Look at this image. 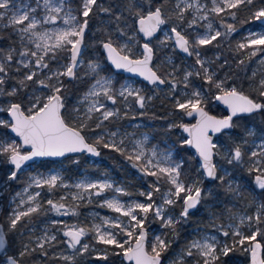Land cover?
<instances>
[{
  "label": "snow or ice",
  "instance_id": "snow-or-ice-1",
  "mask_svg": "<svg viewBox=\"0 0 264 264\" xmlns=\"http://www.w3.org/2000/svg\"><path fill=\"white\" fill-rule=\"evenodd\" d=\"M183 3V6H181ZM253 0H212L211 12L217 15L223 13L236 17L235 9L244 4H252ZM166 0L159 5L145 6L143 0H128L124 6V11L113 12L111 6L105 7L99 0H81L78 14L71 7L67 6L66 0H36L35 7L30 4L17 6L13 0H0V23L4 27H11L16 34L21 45L17 52L15 47L7 51L0 49V95L7 97L21 96L18 101L10 102L6 111L11 116V122L0 119V126L3 129H10L20 138L22 143H17L15 139L10 141L0 138V157L6 158V162L12 166V170L6 174V179L0 182V189H7L9 182L16 179L28 162L38 157H63L68 153H90L99 156L98 148L103 147L117 152L130 162L133 168L139 170L144 177H154L155 181L148 185V191H141L140 196L146 198V202L133 201L123 203L117 196L105 199L101 207L111 209L118 213L115 219L110 217L101 218L100 224H93L91 227L73 225L68 226L63 235L67 237V246L84 253L89 250L88 244H82V238L89 233L100 244L114 246L118 249L114 255H122L124 260L130 264H162V254L171 247V240L167 239V234L157 235L151 243L150 251L146 248L147 232L145 221L151 213L159 220L163 228L169 229L172 236L177 235V225L187 221L190 213L207 197L213 196V191L205 190L203 179H198L192 183H186L181 178L184 161L173 159L172 149H159L157 145L149 147L150 138L147 134L121 132L109 130L105 122H113L129 117V110L132 105L131 98L139 109L144 110L147 103L153 97L145 96L142 89L132 84H121L116 87L111 76L103 75L107 67L99 59H89L85 61L84 52L88 45L85 44V34L89 29L90 19L100 13L113 17L107 24L101 21L98 31L101 39L98 44L106 53L107 61L115 69H123L130 73H136L152 86L169 85L170 92H175L177 85L182 83L185 88L191 87L190 77L196 76L208 85V91L214 88L218 94L214 99L227 106L229 115L217 118L205 111L202 105L206 103L204 93L201 88H193L190 94H185L183 100L176 98L174 107L181 110L186 116H196L195 124H170L169 128H182L188 134L186 139L181 141V147L191 146L195 149L199 157L200 165L197 172L202 173L204 178L218 181L225 187V193L231 196H240L239 187L229 179V167L237 166L244 160L243 147L248 143L235 144L230 149L221 151L220 146L213 142L212 134H227L235 127L234 117L241 115H251L264 112V74L258 81L256 88L259 100L251 95L245 94L237 84H229L233 77L226 75L219 79L216 73L211 71L206 65L210 61L202 58L200 48L211 45L222 36H227L236 31L233 24H227L221 19V25L226 28V32L213 29V24L208 22L207 31L197 34L193 39H189L178 26H172L170 34L165 33L164 39L159 41L161 46L167 47L169 42L174 41V48L188 56H195V64L199 66L194 71H185L183 77L177 78L175 75L178 66L173 65V71L167 76L158 73L153 67L154 48L151 40L142 44V51L134 58L133 41L136 35L128 36L125 28L120 27V23H126L128 17L134 18L138 25V31L144 37L153 38L161 30L162 25H167L170 19L175 18L183 25L185 14L192 9L196 13H201L205 7L194 0H176L171 14H166ZM128 13V17L124 16ZM253 18L257 21L264 19V7L257 9L253 13ZM199 20H208V15H199ZM62 21V27L52 29L45 28L44 25L55 24ZM115 27H110L112 24ZM198 23L197 17L188 21V27ZM42 29V30H38ZM32 46V47H30ZM237 51L248 50V59L257 56V53H264V33H252L246 38V42H240L236 47ZM62 54H66L67 63L60 65ZM20 59H16V56ZM168 63L171 64L169 58ZM227 63V61H225ZM244 60L239 64L243 65ZM260 63L264 65V58ZM12 64L16 65L14 71L19 73V77L10 76L13 70ZM52 64L58 67L53 69ZM223 67V65H221ZM82 70V72H81ZM256 73L253 72V77ZM64 78L69 80L91 79L87 92L76 102L71 109L68 107L67 88ZM8 79L16 80V85L9 90H5L4 85ZM31 88V93L27 90ZM39 93V94H37ZM107 102L112 105L121 103L124 111L119 107H108ZM140 115H145L144 111ZM133 119L135 117H132ZM94 124V128L91 126ZM101 130L92 143L88 142L85 134L86 130ZM6 135L0 131V137ZM248 136L254 135L252 131ZM23 146H29L30 151H22ZM260 151H251L249 160L252 166L248 171L255 172V185L264 190V140L259 145ZM219 157L220 160L214 159ZM78 163V161H76ZM30 183L23 190L28 193L29 188H47L52 192L56 188L74 187L78 191L73 193L71 199L76 202L71 205L65 203L66 197H61L59 201L48 199L46 204L48 210L58 215H78L79 202L88 199L91 202L93 196H100L106 190H112L122 195H131L124 188L115 186L114 182L105 177L104 179L91 180L82 177L73 185L65 183L59 172L48 173L47 175L37 173L31 176ZM162 185H167V190L162 192ZM154 193L161 195V203H156L153 199ZM22 197V193L16 194ZM41 192L36 191L28 194L27 199H20L16 209L9 216V230L6 233L0 227V253H7L8 234L17 228L24 218H30L33 214L40 213L43 205L39 198ZM182 202L179 216L172 214V207ZM24 206V210H21ZM142 214V215H141ZM122 217L129 218V223L125 224ZM233 221L229 225H220L219 230L224 237H232V243H221L215 236L204 235L198 239L191 240L182 254L173 264H185V257L197 256L199 259L195 264H224L230 253L243 248L250 254V264H264V244L257 239L264 237V202L256 207L254 215H243L236 222V217L230 215ZM62 223L52 221L53 225ZM242 226H247L251 234H245ZM126 237V239H118ZM57 241L55 234H49L45 230L43 236L37 238V247L44 249L45 244L52 245ZM80 248L77 249V246ZM247 245V247H244ZM27 245L19 252V257L31 254ZM46 255V253H45ZM66 261H73V256H63ZM108 253L105 251L103 259L107 260ZM7 264H20V260L15 255H6Z\"/></svg>",
  "mask_w": 264,
  "mask_h": 264
},
{
  "label": "rangeland",
  "instance_id": "rangeland-1",
  "mask_svg": "<svg viewBox=\"0 0 264 264\" xmlns=\"http://www.w3.org/2000/svg\"><path fill=\"white\" fill-rule=\"evenodd\" d=\"M56 2V0H54ZM79 2V3H78ZM144 2V0H143ZM164 2V0H163ZM189 3H193L194 0H188ZM13 3L17 6L21 5H27L30 4L33 7H35L36 0H13ZM42 3V0H41ZM67 6L71 7L74 10H77L74 12V14H78V10L81 5V0H66ZM99 3L103 4L105 7L111 6L113 9V12L117 11H124V6L128 3V0H99ZM145 3V2H144ZM176 3V0H166V7L165 11L166 14L170 15L172 10L174 9V5ZM199 3L204 5L205 7L201 10V13H196L195 9L189 10L185 14V20L183 25H180L179 21L175 20V18L170 19L167 25H162L161 30L159 31V34L151 40V46L154 48V57H153V67L155 69H158L162 75L167 76L169 72L173 71V65L178 66V69L175 73L177 78L183 77L185 71H194L199 68L198 65L195 64V56H193V59L188 58L182 54H180V59H177L175 56V48H174V42H169L167 47L161 46L159 44L160 40L164 39V35L166 32L170 34V29L172 26H178V30H182L183 34H185L190 40L193 39L197 34H204L207 31L206 25L208 22H211L213 24L214 30H219L218 27V15L215 13H212L210 10L213 7L212 0H199ZM147 7V5L145 4ZM181 6H183V3H181ZM264 7V0H253L252 4H244L241 5L239 8L240 12H245L248 15V21L253 22L255 19L253 18V13L261 8ZM207 13L208 20H199V15ZM226 14L221 13V16L223 17ZM124 16L128 17V13L124 12ZM196 16L198 23L196 25H193L192 27H188V21L192 20V18ZM113 19V17L109 16L108 14L100 13L98 15H95L93 17V20L90 22L89 29L86 32L85 36V44L88 45V47L85 49L84 52V59L85 61L89 59H99L103 65L107 67V71L102 73L103 75L111 76L116 87L119 88L121 84H132L133 86L142 89V92L145 96H151L153 99L147 103V106L144 110L139 109L137 105H135V102L129 98V102L132 105L131 110H129V117L126 119H120L113 122H105L106 126L109 130L116 131L119 129L121 132H129V133H136L137 137H140L141 134H147L150 138L149 147L152 145H157L159 149H166L170 148L173 152V159L176 161L183 160L180 154V148L179 144L176 140L172 138V131L171 129H174V132L177 134H181V139H186L182 132V128L176 127V128H169L170 124H189L192 122V119H190L188 116H186L181 110L176 109L174 107L175 105V99L179 98L183 100L185 98V94H190L193 88H201V83L198 79L195 78V76L190 77V83L191 87L185 88L182 83H179L177 85V88L175 92H170L169 85L165 84L163 86H148L143 81L135 78L123 75L121 77L118 76V73L114 72L111 69L108 68V64L105 63V61L102 59L101 54L98 49V41L101 39V33L98 31V29L101 27V21L107 22L109 20ZM4 23H0V31H3V35L5 40L0 42V49H3L4 51H7L9 48L15 47L17 49V52L21 49V45L17 39L16 34L12 31L11 27L5 28ZM62 21H57L55 24H47L44 25L45 28L52 29L54 27H62ZM110 27H115V24L113 23ZM120 27L125 28L127 31L128 36H132L133 33L136 35V40L133 41L134 47V57L139 56L142 48L141 43L142 39L138 32L137 25L135 23L134 18L128 17L126 23L122 21L120 23ZM42 30V29H38ZM260 34L264 33V25L260 24L258 26H248L244 27L240 34H237L235 38L236 45L240 42H246V38L252 34ZM32 47V46H30ZM200 50V49H199ZM201 52V51H200ZM245 56L248 58V50H245L244 52ZM202 58H204L206 61H210L209 64L206 66L210 68L211 71L216 73L217 78L223 79L225 78V73H218V69L215 67V64L213 62V59L205 56L201 53ZM216 58L218 57V54H215ZM105 57V56H104ZM169 58L171 59V64L168 63ZM264 58V53H257V56L252 57L253 67L251 74L253 75V72L256 73L257 79L255 81H252L251 87L254 89L256 88L258 81L262 78V74H264V65L260 63L261 59ZM16 59H20V57L17 55ZM67 63V57L66 54H62V58L60 60V65H63ZM12 71L9 73L10 76H16L19 77V73H16L14 69L16 68L15 64H12ZM53 69L57 68V64H52ZM82 72V70H81ZM179 73L181 74L179 76ZM218 74V75H217ZM87 81V86L85 90L81 93V95L77 98H74L73 100L69 101L68 107L71 109L74 105H76V102L81 98V96L87 92L89 85L92 83L91 79L85 78L83 79ZM66 81L68 82L67 78H64L65 86H67ZM233 84V83H229ZM16 85V80L14 79H8L7 83L4 85L5 90L11 89V87ZM205 94V89L202 87L201 89ZM29 93H31V88L27 90ZM39 94V93H37ZM218 94V93H217ZM246 94V93H245ZM248 95V94H247ZM253 98H256L259 100L258 92L255 91V96H252ZM21 99V96L17 97H7L0 95V119L7 120L10 122L8 113L6 111L8 105L10 102L18 101ZM263 102V101H260ZM108 107H119L121 108V111L123 112L124 106L121 103H117V105H112L111 102H107ZM204 106V104L202 105ZM153 109L155 112H160V117H163L164 115L169 114H175L172 118H167L166 120V130L162 132L163 135H165L164 139L159 140L157 137L147 130V127L150 126L151 122L147 121V115H140L141 111H144L145 114L147 112L152 111ZM132 117H135L134 119ZM189 118L190 120H188ZM162 125L163 123H158ZM91 128H94V124L91 126ZM0 131H3L6 133V135L0 137L3 139L11 140L15 139L17 143H20L18 138H15L7 129H3V126H0ZM249 131H252L254 135L250 136L249 139L243 138V137H234L231 135V130L228 131L226 136L219 135L215 139V143H217L221 151L230 149L235 144H243L245 140L248 141L246 145L243 147V151L245 154L248 155V160L250 156L251 151H260L259 145L261 144V141L264 140V129H255L254 126L249 127ZM248 131V132H249ZM88 141L91 143L95 140L96 136L101 134L100 129H96L95 131L92 130H86L85 132ZM231 140V142L227 141ZM100 155L96 158L89 157L85 153H80V155H84L82 159V167H78L76 164V161L70 165L69 156H65L63 158H59L56 160H52L51 164L49 166H45L42 164L43 160L34 161L31 164H29L27 167H25L22 172H20V176L17 177L19 180V184L12 187L9 182V187L7 189H0V221H3V214L5 211L7 212V215L10 216L11 212L16 209L17 205L20 202V199H27L28 194H33L36 191L41 192V196L39 198L40 202L43 205V210L35 214L33 217L30 218H24V220L20 223L22 229H20L18 232H16V235L13 238V243H8V250L7 253L0 254V264H6L5 256L8 255V251H11L12 255L19 256V252L23 250V247L25 245L28 246V248L36 249L35 252L38 253L39 258L36 259V264H73V261H66L62 257L63 256H73L75 258L74 264H102L97 260L96 258L102 257L105 251L109 254L115 253L118 251L114 246H105L103 244L98 243L94 238L93 234L89 233L87 236L84 237L82 244H88L89 250L84 253H79L77 250L71 249L67 246V238L63 235V232L67 229L68 226L73 225H79V226H88L91 227L93 224H100L101 218L104 217H110L115 219L119 216L118 213L113 212L111 209H108L106 207H101L102 202L105 199H111L113 196H117L123 203H131L133 201H139V202H146V198L143 196H140L139 193L141 191H148V185L153 183L155 181L154 177H144L142 173L139 172L138 169L133 168L129 161L125 159L124 156L117 153V157L110 159L107 155V152H114L109 149H104L103 147H100ZM22 151H26L24 148H22ZM74 156L79 154H73ZM217 161L220 160L219 157H215ZM4 157H0V182H3L6 179V174L12 170V167L9 166L6 168L3 165ZM250 161V160H249ZM199 165V164H198ZM250 166H252L250 161ZM229 167V179L233 180L236 184V186H245L248 192L249 198H247L243 205L239 204L234 197H230V202L228 204H225L224 202L218 201L219 205L216 206V208H211L213 202L212 201H204L202 202L201 207H197L196 210L191 212V214H198L201 215L199 222L194 223L191 225L186 233L183 235V243L181 245H176L175 247H170L168 251L162 255V262L163 264H173L174 261L178 259V257L182 254L183 250L186 248L187 244L193 240L198 239L201 236L208 235V236H215L217 237L218 241L221 243L227 242L228 244L232 243V237H224L220 230V225H229L233 221L230 219V215H234L236 217V222H238L239 217L243 215H254L256 211V207L258 204L262 203L260 198L258 197V194L256 192V188L252 186L250 181L248 179L239 181L237 176L232 175V166ZM56 173L59 172L65 183L69 185H73L76 182H78L82 177H87L93 181L104 179L105 177L110 178L115 186H119L125 189L126 192L130 193L131 195H122L119 193H115L112 190H106L104 193H102L100 196H93L91 198V202L88 201V199H84L83 201L79 202V206H81L80 213L76 217V215H72L69 213L68 215H58L54 212H51L48 210V205L45 203L48 199H53L59 201L61 197H66L65 203L71 205L74 202L71 199V196L73 193H76L78 190L74 187H68V188H56L55 190L51 192L48 191V189L45 188H35L33 186L32 188H29L28 193H24L23 190L28 186L30 183V177L33 175H36L37 173L47 175L48 173ZM181 178L185 180L186 183H192L195 180L203 179V185L202 187L205 190H210V183H206L204 177L202 176V173L198 172L197 174L193 176H188L187 179H185L186 174V168L183 166ZM256 175V173H254ZM21 180V181H20ZM167 185H162V192L167 190ZM240 189V188H239ZM240 191V190H239ZM22 193V197H18L16 194ZM153 199L156 201V203H161V195L154 193ZM182 208V202H178L177 205L173 206L171 211L172 214L175 216H179V213ZM21 210H24V206H21ZM142 215V214H141ZM155 218L151 213L148 216V219L145 221V229L147 230V249L150 251L151 243L154 241L155 236L157 235H163L167 234V239H170V230L163 228L156 218V224L152 225L151 220ZM125 224L129 223V218L122 217L121 218ZM60 221L62 223H58L56 225L52 224V221ZM0 222V223H1ZM2 224V223H1ZM3 227V226H2ZM254 227L252 229H249L247 226H242V230L245 234H251V231L254 230ZM4 230V229H3ZM45 230L49 232V234H55L57 236V240L62 241V245L59 249L52 252V254H55L61 259L60 262L56 260H49L48 258H42L41 254L45 253V250L49 249L51 245L45 244L44 249H39L37 247V238L43 236ZM118 239H126V237H119ZM171 240V239H170ZM244 247H247L245 245ZM80 248V245L77 246V249ZM122 256V255H121ZM199 259L197 256L193 257H185V264H195V261ZM250 259V254H249ZM103 262V260H102ZM103 264H108L107 262H104ZM227 264H248V262L243 261V259L239 256L230 257Z\"/></svg>",
  "mask_w": 264,
  "mask_h": 264
},
{
  "label": "trees",
  "instance_id": "trees-1",
  "mask_svg": "<svg viewBox=\"0 0 264 264\" xmlns=\"http://www.w3.org/2000/svg\"><path fill=\"white\" fill-rule=\"evenodd\" d=\"M79 1V0H76ZM145 4L148 6V4H151L152 6L155 5H159L163 2V0H144ZM79 3V2H78ZM234 11H236V17L233 18L230 15H224L223 17L221 16V14L218 15V27H219V31H221L222 33L226 32V28H224L221 25V19H223V21L227 24H233L236 28V31L234 33H231L227 36H222L220 38H218L216 41H213V43L211 45H207L204 46L202 48H200V51L203 55L208 56L210 58L213 59V62L215 64V67L218 69V73H225V75L231 76L233 77L232 80H229V83H235L238 86H240L242 88V90L251 96H255V90L253 87H251V83L252 81H255L257 79V77H253V75L251 74L252 72V67H253V62H252V58L248 59L244 52L245 50H241V51H237L236 50V42H235V38L237 36V34H240V31L244 28V27H248V26H258L259 22L257 20H254L253 22L248 21V15L245 12H240V9H235ZM94 17V16H93ZM93 17L90 19V22L93 20ZM4 35H3V31H0V42L4 41ZM98 49L99 52L101 54L102 59L105 61V63H107L106 58L104 57L103 51L102 49L99 47L98 44ZM218 54V57L216 58L215 54ZM175 56L177 59H180V53L175 49ZM188 58L193 59V56H189ZM240 60H244L245 63L243 65L239 64ZM225 61H227V63H225ZM108 64V63H107ZM221 65H223V67H221ZM108 68L111 69L110 65L108 64ZM158 71V73L161 74V72L156 69ZM181 74L179 73V76ZM218 75V74H217ZM118 76L121 77L123 76L122 74L118 73ZM196 79L199 80V82L201 83V85L203 86V88L205 89V100L206 103H204V108L214 114L217 115H223L225 114L223 108L216 102V100L214 99V96L217 94L216 90L213 88L211 90V92L208 91V85L204 83V81L202 79H200L199 77H196ZM68 82L66 81V88H67V97H68V101L67 103H69V101L73 100L74 98H77L81 95V93L85 90L86 86H87V81L85 80H69L67 78ZM264 102V101H263ZM145 115H147V117H152V118H147V121L151 122L150 126L147 127V130L150 131L151 133H153L157 139L162 140L164 139L165 135L162 134V132L164 130H166V120L167 118H172L175 116V114H169V115H164L163 117H160V112H155V110L153 109V112H147ZM188 120H190L189 118H187ZM158 123H163L162 125L158 124ZM233 123L235 125V127L233 129H231V135L234 137H243L246 139H249L250 136L247 135L248 131H249V127L252 125L255 127V129H264V112H259V113H254L251 115H241L239 117H234L233 118ZM172 131V138L174 140L177 141V143L179 144V148H180V154L181 157L184 161V167L186 168V176L185 179H187L188 176H193L195 174H197V169L199 168L198 162L194 156V154L187 148V146H183L181 147V141L182 139L181 134H177L174 132V129H171ZM223 136H226V134H220ZM229 142H231V140H227ZM245 153V152H244ZM107 155L109 156L110 159L117 157V153L115 152H107ZM84 155H72L69 157L70 160V165H72V163L74 161H78V163L76 162L78 167H82V159H83ZM52 160H43L42 164H44L45 166H49L51 164ZM3 165L8 168L10 166V164H8L6 162V158H4L3 160ZM250 161L248 160V155L247 153L244 155V160L241 164L237 165V166H232V175L233 176H237L239 181L248 179L250 181V183L252 184V186H254L256 188V192L258 194V197L260 198L261 202H264V190H261L258 188V186L255 185V172H249L248 169L250 168ZM20 176V174L18 175ZM17 176V177H18ZM10 181V184L12 187L16 186L17 184H19V180L17 179ZM21 181V180H20ZM205 182L208 184L210 183V190L213 191V196L211 197H207L204 201H212L213 204L211 206V208H216V206L219 205L218 201L220 202H224L225 204H228L230 202V197L231 195H228L225 193V187L221 186L219 184L218 181H212L209 182L207 180H205ZM240 196H232L234 197V199L241 205H243L244 201L249 198L248 196V192H247V188L245 186H240ZM52 193V192H51ZM202 201V202H204ZM202 203L198 206L201 207ZM81 210V206H78V214L80 213ZM38 214V213H36ZM35 214L32 215V217ZM78 215H76L77 217ZM201 215H196V214H191L189 218L187 219V221L182 222L181 224L177 225V235L176 236H172V234H170V239H171V247H175L176 245H181L183 243V235L186 233V231L188 230V228L193 225L194 223L199 222ZM9 216L7 215V212L5 211V213L3 214V221L2 226L4 231L7 233L9 230ZM152 225L156 224V219L153 218L151 220ZM262 227H264V225H262ZM20 229H22L20 223L17 225V228L15 230H13L12 232H10L8 234V243L12 244L13 243V238L16 235V232H18ZM257 239L260 240V242L262 244H264V237H260L258 236ZM62 245V241L61 240H57L55 242L52 243V245L50 246L49 249L45 250L44 254L42 255V258L45 259H49V260H56L58 262L61 261V259L55 254H52V252L56 251L57 249H59ZM11 251H8V254H11ZM166 253V252H165ZM165 253H163L162 255H164ZM40 255H38L37 252L35 251H31V254L29 255H25L24 257H19L17 256V258L20 260L21 263L23 264H36V259L39 258ZM235 256H239L243 259V261L248 262L249 261V253L244 251L243 248L241 247H237L236 250H234L232 253H230L229 257L225 259L224 264H227L228 260L230 257H235ZM1 259V256H0ZM97 260H99L100 263H104L107 262L108 264H130V262L124 260L123 256L121 255H114L113 253H109L108 254V258L107 260L103 259L102 257L96 258ZM103 260V262H102ZM163 264V262H162Z\"/></svg>",
  "mask_w": 264,
  "mask_h": 264
},
{
  "label": "water",
  "instance_id": "water-1",
  "mask_svg": "<svg viewBox=\"0 0 264 264\" xmlns=\"http://www.w3.org/2000/svg\"><path fill=\"white\" fill-rule=\"evenodd\" d=\"M260 24H262V25H264V19H262V20H259L258 21ZM137 25V24H136ZM137 29H138V25H137ZM139 32V31H138ZM139 34H140V36H141V39H142V43H141V46H142V44L143 43H145V42H148L149 40H152L153 38H155L158 34H159V31L154 35V37L153 38H148V37H144L143 36V34L142 33H140L139 32ZM85 36H86V34H85ZM174 42V41H173ZM180 54H182V55H184V56H186V57H189L187 54H185V53H183V52H181L179 49H176ZM102 51H103V49H102ZM103 54H104V56H105V58H106V53L103 51ZM135 58V57H134ZM106 61H107V58H106ZM107 63L110 65V67L112 68V70L114 71V72H116V73H120V74H123V75H126V76H130V77H135V78H137V79H139V80H141V81H143L144 83H146L148 86H152V85H150L147 81H145L142 77H140L138 74H136V73H130V72H127L126 70H123V69H115L114 68V66H112L111 64H110V62H108L107 61ZM155 69V68H154ZM156 70V69H155ZM160 86H163V85H160ZM216 102L223 108V110H224V112H225V114H223V115H217V114H214V113H211V112H209V111H207L205 108V111H207L210 115H213V116H216L217 118H223V117H225V116H227V115H229V110H228V108H227V106L226 105H224L222 102H220V101H217L216 100ZM202 107H204V106H202ZM8 113V112H7ZM8 116H9V119H10V122H11V116H10V114L8 113ZM190 119H192V122L191 123H189V125H191V124H195L196 123V116L194 115V116H192V117H189ZM15 138H18L19 139V141H20V138L19 137H16V135H15V133H12L11 132V130L10 129H7ZM182 132H183V134H184V136L187 138V136H188V134L186 133V132H184L183 131V129H182ZM210 135H212V138H213V142L215 141V139L220 135V134H212V133H210ZM89 143H91L90 141H88ZM20 143H22L21 141H20ZM23 148L26 150V151H30V147L29 146H23ZM187 148L194 154V156H195V158H196V160H197V162H198V164L200 165V160H199V157L196 155V152H195V149L194 148H192L191 146H187ZM98 151H100V149L98 148ZM82 153H85V154H87L89 157H92V158H96V157H98V156H94V155H92V154H90V153H86V152H82ZM73 154H80V153H68V154H66L65 156H69V155H73ZM65 156H63V157H65ZM63 157H38V158H34V160L33 161H31V162H28V164L25 166V167H27L29 164H31L32 162H34V161H39V160H56V159H59V158H63ZM11 166V165H10ZM12 167V166H11ZM24 167V168H25ZM23 168V169H24ZM22 169V170H23ZM22 170L21 171H19L18 172V175L20 174V172H22ZM17 175V176H18ZM205 180H207V181H209V182H212V180H210V179H207V178H204ZM0 227H2V224L0 223ZM3 228V227H2ZM67 230V229H66ZM146 230V229H145ZM146 232H147V230H146ZM67 238V237H66ZM68 239V238H67ZM83 239H84V237L82 238V241H83ZM148 239V238H147ZM147 239H146V245H147ZM81 241V242H82ZM145 245V246H146ZM146 248H147V246H146ZM0 254H2V253H0ZM8 255H12V254H8ZM5 261H6V259H5ZM6 264H7V261H6ZM20 264H23V263H21L20 262ZM248 264H250V259H249V261H248Z\"/></svg>",
  "mask_w": 264,
  "mask_h": 264
}]
</instances>
